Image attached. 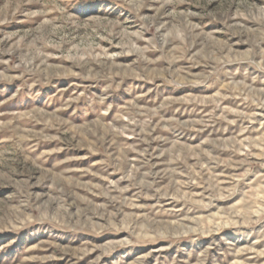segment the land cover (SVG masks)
<instances>
[{
	"label": "rangeland",
	"instance_id": "1",
	"mask_svg": "<svg viewBox=\"0 0 264 264\" xmlns=\"http://www.w3.org/2000/svg\"><path fill=\"white\" fill-rule=\"evenodd\" d=\"M0 264H264V0H0Z\"/></svg>",
	"mask_w": 264,
	"mask_h": 264
}]
</instances>
